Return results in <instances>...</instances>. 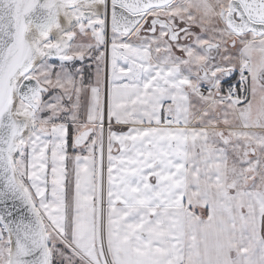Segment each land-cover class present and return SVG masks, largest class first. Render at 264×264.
Segmentation results:
<instances>
[{
    "label": "snow or ice",
    "instance_id": "1",
    "mask_svg": "<svg viewBox=\"0 0 264 264\" xmlns=\"http://www.w3.org/2000/svg\"><path fill=\"white\" fill-rule=\"evenodd\" d=\"M0 264H264V0H0Z\"/></svg>",
    "mask_w": 264,
    "mask_h": 264
}]
</instances>
